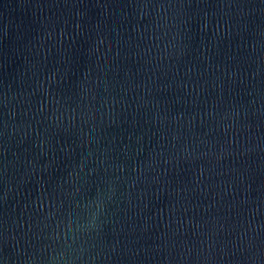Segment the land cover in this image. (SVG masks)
<instances>
[{"label": "water", "instance_id": "obj_1", "mask_svg": "<svg viewBox=\"0 0 264 264\" xmlns=\"http://www.w3.org/2000/svg\"><path fill=\"white\" fill-rule=\"evenodd\" d=\"M0 264H264V0H0Z\"/></svg>", "mask_w": 264, "mask_h": 264}]
</instances>
